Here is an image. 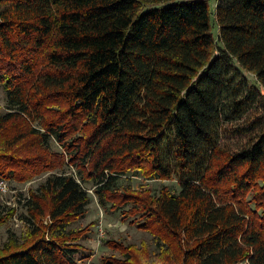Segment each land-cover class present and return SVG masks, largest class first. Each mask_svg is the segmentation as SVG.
<instances>
[{
  "label": "trees",
  "instance_id": "obj_1",
  "mask_svg": "<svg viewBox=\"0 0 264 264\" xmlns=\"http://www.w3.org/2000/svg\"><path fill=\"white\" fill-rule=\"evenodd\" d=\"M0 87V264H84L92 196L151 237L101 264H264V0H0Z\"/></svg>",
  "mask_w": 264,
  "mask_h": 264
},
{
  "label": "rangeland",
  "instance_id": "obj_2",
  "mask_svg": "<svg viewBox=\"0 0 264 264\" xmlns=\"http://www.w3.org/2000/svg\"><path fill=\"white\" fill-rule=\"evenodd\" d=\"M208 1H210L211 8H213L218 2L225 4L231 0ZM245 75L248 79H253L251 75ZM4 104L5 93L0 87V113L4 110ZM46 177L47 174L40 175L26 184L8 182L9 191L0 196L2 197L0 204L8 210L14 208L15 214L6 225L0 227V245L6 242L10 233L17 239L20 237L24 229L21 216L25 214L23 205L28 198V190L35 189ZM124 183V186L130 185L133 188L147 186L153 192H156L161 186L175 187V182L173 181H143L136 177H131ZM89 192L91 191L89 190ZM90 223L95 224L91 227L90 233L81 240V245L86 249L85 255H88V259L83 262L84 264H101V258L112 255L111 251L103 244L104 240L112 239L124 244L133 243L137 245L143 240L147 242L151 241V237L148 234L138 231L134 227L128 226L127 223L122 222L118 213L103 211L93 196L87 208L86 216L74 224L72 228H82Z\"/></svg>",
  "mask_w": 264,
  "mask_h": 264
},
{
  "label": "built area",
  "instance_id": "obj_3",
  "mask_svg": "<svg viewBox=\"0 0 264 264\" xmlns=\"http://www.w3.org/2000/svg\"><path fill=\"white\" fill-rule=\"evenodd\" d=\"M8 181L0 179V196H2L5 192L9 191ZM2 197H0L1 199ZM245 264V263H244Z\"/></svg>",
  "mask_w": 264,
  "mask_h": 264
}]
</instances>
